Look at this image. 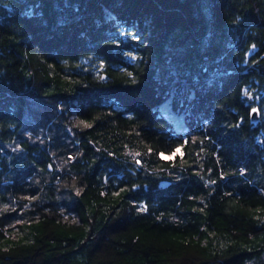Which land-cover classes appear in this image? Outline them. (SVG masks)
I'll list each match as a JSON object with an SVG mask.
<instances>
[{
  "label": "trees",
  "instance_id": "obj_1",
  "mask_svg": "<svg viewBox=\"0 0 264 264\" xmlns=\"http://www.w3.org/2000/svg\"><path fill=\"white\" fill-rule=\"evenodd\" d=\"M0 264H264V0H0Z\"/></svg>",
  "mask_w": 264,
  "mask_h": 264
},
{
  "label": "water",
  "instance_id": "obj_2",
  "mask_svg": "<svg viewBox=\"0 0 264 264\" xmlns=\"http://www.w3.org/2000/svg\"><path fill=\"white\" fill-rule=\"evenodd\" d=\"M253 109H255V111H253ZM258 120H259V111L257 107H254L250 111V121L252 123H257Z\"/></svg>",
  "mask_w": 264,
  "mask_h": 264
},
{
  "label": "snow or ice",
  "instance_id": "obj_3",
  "mask_svg": "<svg viewBox=\"0 0 264 264\" xmlns=\"http://www.w3.org/2000/svg\"><path fill=\"white\" fill-rule=\"evenodd\" d=\"M253 111H255V109H253ZM85 126H87V125H85ZM180 151V149H177L176 150V152L178 153ZM162 156H163V154H161ZM176 155V153H173L172 155H170V156H166V157H164L165 159H168V160H171V159H173V157ZM137 163H139V161H137Z\"/></svg>",
  "mask_w": 264,
  "mask_h": 264
},
{
  "label": "rangeland",
  "instance_id": "obj_4",
  "mask_svg": "<svg viewBox=\"0 0 264 264\" xmlns=\"http://www.w3.org/2000/svg\"><path fill=\"white\" fill-rule=\"evenodd\" d=\"M41 111H44V109L42 108ZM37 112H38V111H37ZM41 113H43V112H41ZM179 153H180V151H179ZM169 156H170V155H169Z\"/></svg>",
  "mask_w": 264,
  "mask_h": 264
}]
</instances>
